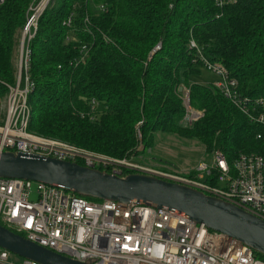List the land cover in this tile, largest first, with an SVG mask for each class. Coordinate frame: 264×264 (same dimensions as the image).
I'll return each mask as SVG.
<instances>
[{
    "label": "trees",
    "instance_id": "obj_1",
    "mask_svg": "<svg viewBox=\"0 0 264 264\" xmlns=\"http://www.w3.org/2000/svg\"><path fill=\"white\" fill-rule=\"evenodd\" d=\"M31 1L0 5V99L7 93L3 83H14L18 36ZM75 2L55 0L30 42V132L130 159L139 155L136 126L141 123L143 152L156 134H164L196 141L209 155L219 151L230 167L240 153L264 157L262 128L218 92L188 82L202 70L188 49L194 40L208 60L224 65L243 94L264 98V0H90L73 9ZM100 4L105 11L97 10ZM71 13L73 32L63 25ZM85 18L89 32L83 31ZM69 34L75 42L66 40ZM82 44L88 54L84 64L75 65ZM157 44L160 50L148 60ZM180 85L189 89L190 105L204 111L190 128L180 125ZM90 100L98 104L94 121L87 117ZM217 176L206 182L216 186Z\"/></svg>",
    "mask_w": 264,
    "mask_h": 264
},
{
    "label": "built area",
    "instance_id": "obj_2",
    "mask_svg": "<svg viewBox=\"0 0 264 264\" xmlns=\"http://www.w3.org/2000/svg\"><path fill=\"white\" fill-rule=\"evenodd\" d=\"M73 9L90 0H75ZM55 0H33L27 10L16 46L14 83H3L5 115L0 123V153H20L74 163L102 173L126 177L144 174L197 190L264 221V157L240 153L230 167L225 156L214 151L210 161L200 162L195 177L149 169L130 159H116L70 143L37 135L28 130L31 108L28 97L33 89L29 76L30 42L39 21ZM3 0H0V5ZM218 1L217 6L223 7ZM99 12L105 11L103 4ZM221 14L216 16L220 17ZM71 13L63 25L75 31ZM89 32L88 19H84ZM75 42L72 34L66 38ZM107 41V40H105ZM194 52L193 63L216 76L218 80L205 86L222 95L249 123L264 130V98L243 94L238 81L219 62L208 60L194 40L188 44ZM88 47L81 45V54L73 64H84ZM160 50L157 44L150 57ZM184 108L180 125L192 127L204 117L189 101V89L178 88ZM98 104L88 102L87 117L98 118ZM138 123L136 138L141 140ZM261 135H257L260 139ZM142 144L138 145V148ZM217 173L216 186L206 178ZM35 184V200H30ZM0 225L25 240L73 261L89 264H264L255 252L238 240L208 230L186 217L174 215L141 204L114 201L95 202L61 188L17 179H0ZM0 264H37L0 248Z\"/></svg>",
    "mask_w": 264,
    "mask_h": 264
},
{
    "label": "water",
    "instance_id": "obj_3",
    "mask_svg": "<svg viewBox=\"0 0 264 264\" xmlns=\"http://www.w3.org/2000/svg\"><path fill=\"white\" fill-rule=\"evenodd\" d=\"M0 179L43 183L101 201L153 207L225 234L264 256V221L232 204L153 176L130 174L122 178L74 163L3 152ZM0 248L37 264H89L40 247L1 225Z\"/></svg>",
    "mask_w": 264,
    "mask_h": 264
},
{
    "label": "rangeland",
    "instance_id": "obj_4",
    "mask_svg": "<svg viewBox=\"0 0 264 264\" xmlns=\"http://www.w3.org/2000/svg\"><path fill=\"white\" fill-rule=\"evenodd\" d=\"M32 2L33 0L29 3L28 7ZM28 7L26 9L25 14H27ZM14 60H15L14 64L16 65V58H14ZM217 80L218 78H216L214 74L205 70H201L198 76L191 77L188 80V82L190 83V85L192 84V85H200V86H210L214 84ZM177 93H178V89H177ZM4 97L0 99V113L2 117L0 123L5 115ZM154 139H156V143L153 144V148L151 150H146L144 152H142L144 150L143 149L144 143L139 142V144H142L141 145L142 147L141 148L136 147L135 149V153H139V155L130 158V161L137 163H141V162L147 163L150 161L149 159H153L154 156L157 155L159 159L164 160L165 163L168 164L165 168L166 169L165 171L169 173L172 172L178 173L181 175H188L190 171H193L194 168L200 162L208 163L210 161V156L212 153L210 155L206 154L204 147L196 141L179 139L174 135L171 136V135H162V134H156ZM32 189L33 191L31 193L30 200H35L36 198L35 184H33Z\"/></svg>",
    "mask_w": 264,
    "mask_h": 264
},
{
    "label": "crops",
    "instance_id": "obj_5",
    "mask_svg": "<svg viewBox=\"0 0 264 264\" xmlns=\"http://www.w3.org/2000/svg\"><path fill=\"white\" fill-rule=\"evenodd\" d=\"M201 72V71H200ZM164 135V134H162ZM172 136V135H171ZM155 138V137H154ZM157 139V138H156ZM156 139H154V144L156 143ZM162 139V138H160ZM142 147V146H141ZM140 147V148H141ZM153 148V146L149 149L151 150ZM143 152V151H142ZM136 157V156H135ZM150 161L149 162H145V163H139L141 164L142 166L144 165L145 167L149 168V169H153V170H157V171H162V172H166V173H169L167 171H165L166 169V166L168 165L167 163H165L164 160H161L158 158V156H154L153 159H149ZM173 173V172H172Z\"/></svg>",
    "mask_w": 264,
    "mask_h": 264
}]
</instances>
